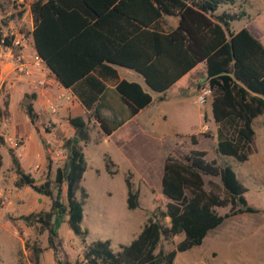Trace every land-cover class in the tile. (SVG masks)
<instances>
[{"label":"trees","instance_id":"obj_1","mask_svg":"<svg viewBox=\"0 0 264 264\" xmlns=\"http://www.w3.org/2000/svg\"><path fill=\"white\" fill-rule=\"evenodd\" d=\"M220 3L232 0H36L31 5L32 48L65 88L85 79L96 83L100 91L103 84L91 77L90 71L102 62L137 71L156 92L171 86V91L191 85L197 90L210 88L215 152L242 162L251 153L252 120L264 113V44L246 27L231 31L229 22L237 14L217 13ZM162 14L177 16L176 26L167 32L150 29ZM115 91L129 103L130 115L150 101V95L136 82L120 80ZM24 112L33 124L36 113L30 101L24 104ZM91 117L105 134L115 128L108 127L94 111L85 118L68 117L73 135L62 143L67 153L62 165L55 168L54 194L49 180L36 183L11 155L13 185L50 198L47 210L18 218L37 226L38 231L45 230L53 251L62 222L81 241L87 233L80 227L87 193L79 182L86 167L81 142L87 141ZM190 140L194 142L192 135ZM108 164L113 165L107 160L105 169L113 173ZM124 184L126 208L134 209L137 193L127 178ZM159 186L166 200L164 210L153 211L137 236L116 251L109 239L86 243L81 264H172L176 252L199 245L224 219L256 211L246 203V188L232 168L206 159L200 149L171 148L161 163ZM215 207L227 210L218 214ZM179 234L182 238L170 250L159 246L161 239ZM39 251L38 246H32L35 262Z\"/></svg>","mask_w":264,"mask_h":264},{"label":"rangeland","instance_id":"obj_2","mask_svg":"<svg viewBox=\"0 0 264 264\" xmlns=\"http://www.w3.org/2000/svg\"><path fill=\"white\" fill-rule=\"evenodd\" d=\"M13 14L15 15L11 0H0V35L8 34L9 20L13 18ZM15 20L21 24L20 29L28 32L25 22H21L28 20V16L23 18L22 10L17 12ZM239 25V21L233 22L234 27ZM116 69L125 78H131L126 74L125 68ZM3 76L11 81V86L6 87L4 82H0V264H81L82 249L86 243L96 239H109L110 247L116 251L137 236L153 211L164 210L166 200L160 193V171L158 174L143 176L134 172L117 171L112 164H108V169L114 170L113 173L102 168L109 159H116L117 162L123 160L119 146L102 132L97 144L87 145L85 148L88 168L79 182L87 193L80 221V227L87 229L84 241L74 235L64 221L58 228L53 251L47 244L45 230L38 231L37 226L26 225L18 218L21 214L47 210L50 198L35 193L28 187L16 188L13 185L15 174L11 155L36 183L49 180L54 194L55 168L60 167L64 159L54 157L47 149H60L67 153L62 145L66 137H56V141L52 142L31 132L32 126L24 112V104L32 101L31 94L34 93L28 83L29 78L11 69L1 73L0 81ZM191 88L193 93H180L177 98L164 101L155 100L143 112L142 118L148 116L153 122L152 127L165 135V138L153 145V158L162 162L164 155L176 146L205 151L206 159L225 162L232 168L246 188V203L256 211L224 219L206 233L199 245L176 252L172 264H264V113L252 120V153L245 161L219 155L215 152L216 124L211 118L208 102L211 98L200 105L194 101L199 89L193 86ZM138 121L143 123L141 118ZM203 124L206 125L204 130L201 129ZM42 125L50 127L46 123ZM96 131L92 127L89 129L91 139L98 137ZM191 135L194 142L190 140ZM36 147L38 151L40 147L43 149L40 158ZM101 152L108 153L110 158L104 155L102 161L99 157ZM132 161L142 163L136 155ZM35 164L39 166L36 171L33 170ZM124 178L128 179L131 189L137 193V206L131 210L125 204ZM61 189L64 200L65 183H62ZM78 196L79 191H76V197ZM214 209L222 214L227 207ZM119 222L129 225L120 238L117 237ZM164 223L167 224V219ZM119 229L123 228L120 226ZM181 238L182 235L179 234L161 239L159 246L170 250ZM34 245L40 249L37 262L32 254Z\"/></svg>","mask_w":264,"mask_h":264},{"label":"crops","instance_id":"obj_3","mask_svg":"<svg viewBox=\"0 0 264 264\" xmlns=\"http://www.w3.org/2000/svg\"><path fill=\"white\" fill-rule=\"evenodd\" d=\"M222 11L230 14H237V17L229 22V29L231 31L235 32L241 27H246L262 44H264V0H232V3H220L216 12L220 13ZM24 16H28V20L21 22H25L28 29L27 33L31 35V29L33 26L31 6L23 11V18ZM12 17L13 18L9 20L10 27L13 25L19 27L20 23L15 20L14 16ZM177 19L178 17L175 15L162 14L154 24L149 26V28H154L161 32H167L176 26ZM234 21H239L240 25L234 27ZM35 56L38 57L32 48L31 36L26 58L32 60ZM121 67L123 66L109 62H102L90 71V76L103 84V88L99 89L100 91H97L98 88L96 83L93 81L88 82L85 79H81L74 85L65 88L56 80L53 73L47 67L46 72L42 73L33 70L34 74L28 81L29 85L34 90V98H32L31 103L32 108L36 113L35 122L33 124L29 122L32 126L31 132H36L42 138L45 137L47 140L49 139L52 141H56V137L67 138L73 135V128L67 122L68 117L79 115L85 118L87 113L94 111L100 118L104 119L108 127L114 126L115 128L109 134H105L100 129L98 122L91 117L92 125L89 126L87 131V141L84 143L81 142L82 153L86 162L85 170L88 168L85 148L87 145L97 144L100 135L103 132L106 138H111L113 142L119 146L118 149L123 160L117 162L116 159H109L113 163L115 170H121L123 173L134 172L143 176H149L151 173L158 174L162 162L156 157L153 158L152 150L153 145L157 144L159 139L165 138V135L156 131L151 125L153 123L151 119L147 118L148 116H143L142 118V114L155 100L164 101L171 98H177L180 93H193L191 90L192 85L185 89H177L175 91H171L173 87L171 86L163 92H156L144 82L140 73L131 68L123 67L125 68L126 74L131 78L127 79L119 74L118 69L116 68L121 69ZM120 80L136 82L143 91L150 95L149 103L142 108H139L133 115H130L129 113V103H127V101L115 91V86ZM183 90H186L187 92ZM61 93L70 94L72 96V101L67 102L64 99H59L58 95ZM49 102L55 104L56 111L54 110L51 112L47 109V104ZM208 102L210 109V101ZM138 118H141L143 123H140ZM42 123L49 124L50 127L43 126ZM91 127L97 130L96 133L98 137L96 139H91L90 137L89 129ZM31 132L29 133L31 134ZM35 150H37V155L40 158L43 149L40 147L38 151V148L36 147ZM104 155L109 157L108 153L101 152L99 157L102 158V161ZM135 155L142 163L132 161ZM65 157L66 152L63 153L64 160ZM102 168L105 167L102 166ZM94 170L96 172L98 171L97 168H94ZM118 224L117 237L120 238L121 235L127 231L129 225L121 222ZM120 226L123 228L122 230L119 229Z\"/></svg>","mask_w":264,"mask_h":264},{"label":"built area","instance_id":"obj_4","mask_svg":"<svg viewBox=\"0 0 264 264\" xmlns=\"http://www.w3.org/2000/svg\"><path fill=\"white\" fill-rule=\"evenodd\" d=\"M34 1L36 0H11L13 13L16 15L17 12L21 10H27ZM15 15L13 14L14 17ZM6 39H8V42H5ZM30 41L31 35L16 25L10 27L8 34L0 35V67H2L0 68V76L3 71L10 69L25 76L26 78H30L34 74L33 70H36L39 73L46 72V65L41 58L37 56H35L32 60H28L26 58ZM0 82H4L6 87L11 86V81L7 80L6 76H3L2 81ZM58 98L64 99L67 102L72 101V96L66 93L59 94ZM208 98H211V89L208 87H201L195 96L194 101L202 105ZM47 109L51 112L54 111L55 104L49 102L47 104ZM201 129H206V125H201ZM47 150L56 158L63 157V152L60 149L50 150V148H48ZM38 167L39 166L35 164L33 166V170L36 171Z\"/></svg>","mask_w":264,"mask_h":264}]
</instances>
